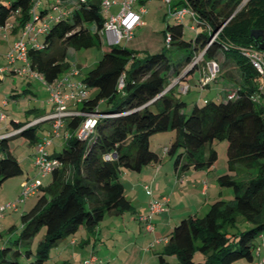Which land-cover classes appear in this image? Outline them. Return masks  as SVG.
Here are the masks:
<instances>
[{
  "label": "trees",
  "instance_id": "16d2710c",
  "mask_svg": "<svg viewBox=\"0 0 264 264\" xmlns=\"http://www.w3.org/2000/svg\"><path fill=\"white\" fill-rule=\"evenodd\" d=\"M54 6L60 14L53 16L48 31L40 37L41 48L30 47L27 53L31 70L46 84L54 83L71 68L68 48L88 50L104 44L99 36L104 25L100 0H45L34 12L41 20L51 14ZM179 6H188L194 12L197 34L188 45L182 24L166 27L165 33L172 37L169 48L188 51L177 64L171 62L165 50L135 53L105 44L102 57L82 79L94 95L79 105L80 111L110 117L97 119L86 139L75 135L83 117L65 121V131L71 137L60 153L49 154L58 165L45 176L48 181L38 186L34 206L21 216L17 245L26 244L45 228L36 253L24 252L26 264H44L49 249L74 236L80 228L91 229L106 215L116 217L131 211L133 206L119 175L123 170L138 173L147 165L159 163V155L150 149V139L168 131H174L175 138L166 153L174 158L173 168L178 175L211 171L217 160L211 144L227 142L226 162L233 175L220 176L218 184L231 188L234 198L227 202L217 197L207 205L204 216L182 219L166 236L168 242L158 255L160 263L166 264L165 256H174V264H196L192 256L196 251L204 257L199 264L254 261L258 237L264 234V111L251 101L257 90V73L237 48L253 46L249 37L252 30L264 31V0H181L172 5ZM31 9V0L0 6V27L11 22V34H19L25 24L35 22ZM214 36L215 41L208 46ZM200 53L201 65L215 61L219 67L217 78H228L232 82L228 92L234 91L236 96L228 99L226 94L202 106L195 105L187 115L186 103L175 93L190 74L200 69L201 65L189 67ZM121 78L124 85L118 89ZM175 79L176 84L169 87ZM45 116L13 122L12 131L19 132L0 136V185L23 173L8 140L21 136L36 144L41 125L50 120L30 123ZM240 168L255 172L240 180ZM20 254L7 246L1 248L0 264H22L17 258Z\"/></svg>",
  "mask_w": 264,
  "mask_h": 264
},
{
  "label": "rangeland",
  "instance_id": "374dc122",
  "mask_svg": "<svg viewBox=\"0 0 264 264\" xmlns=\"http://www.w3.org/2000/svg\"><path fill=\"white\" fill-rule=\"evenodd\" d=\"M15 0H0V6H8ZM52 0H49L51 2ZM181 0H173L172 5L180 3ZM45 2V0H43ZM76 3V0H71ZM140 5L137 4L138 8ZM181 7V6H179ZM178 7V8H179ZM118 6L112 7L111 12L116 13ZM146 13L142 16V25L133 32V37L129 42L123 41L119 48L126 49L127 51L135 53H149L154 54L165 50L168 57L171 58V62L177 64L178 58L186 56L188 51L179 50L174 46L169 48V45L165 43V31L167 25L170 28L176 24V21L169 15L168 7L165 3L159 0H147L144 5ZM51 14H47L43 19H47L48 16H58L59 10L51 11ZM67 18L70 20L71 15L68 13ZM183 24V39L190 45L194 41L196 21L191 19L189 15L182 20ZM40 25V23H38ZM94 30V28H92ZM172 30V29H171ZM11 37V35H10ZM1 39V38H0ZM41 41V38H40ZM0 68L6 67L3 55H5L8 47H6L7 41L0 40ZM102 42V41H101ZM6 48V49H5ZM103 48H107L105 44L99 46L94 45L91 48L74 50L67 49L69 62L79 63L82 68L81 76L90 71L103 55ZM20 64H17L19 67ZM200 71L195 70L189 75V80L183 84H187L190 90L186 94L175 93V96L181 101L186 103L185 113L189 115L195 105L202 106L209 101L217 100L224 97L227 94L228 86L232 85V82L228 78L218 77L216 81L212 82L209 87L201 88L199 84ZM93 91V89H88ZM94 93L89 94L93 97ZM39 110L41 112H53L52 104L48 102V88L39 78H35L26 75L4 73L0 76V111L6 116V120L0 122V128L4 126L6 130L0 132V136L5 133L7 136L12 134L13 122H25L30 119L29 114L31 110ZM13 118V121H12ZM4 131V132H3ZM2 133V134H1ZM38 137L43 140V132H37ZM43 138V139H42ZM175 138L174 131H168L165 133L155 134L150 139V149L156 152L160 157L158 165L162 168L158 176L153 174H146L144 167L141 172H131L123 170L119 175L120 182L124 185L125 196L132 203L134 211H127L122 216H105L104 219L98 223L94 228L86 229L80 228L74 236H70L62 242L58 243V246H53L48 251V260L44 264H63L64 260L71 257V249L77 250L76 255L71 259L72 264H80V260L90 256H95L96 259L102 260V263L107 264H161L156 252H162L164 249V240L173 228L184 218L189 217L191 214L196 213L197 202H204L207 198L200 195L201 184L205 182L209 185V194L217 198L223 199L227 202H231L234 198L233 190L231 188L220 187L218 184V178L222 175H233L228 169L227 165V142L226 141H214L211 144V148L217 154V160L214 163L211 171H189L181 175L183 181L198 180L196 189L192 186H182L181 182L175 177V171L173 168L174 158H171L164 152V148L168 147ZM9 149L13 157L20 163L23 173L21 176L9 178L0 185V206H6L9 203L15 202L22 189V185L28 179H38L40 183H46L48 177L39 174L38 169L34 166V148L35 145L21 136L13 137L8 140ZM64 144L63 138L53 140V143L46 148L49 154L54 151L60 153L63 149L61 145ZM143 171V172H142ZM238 171V178L240 180H246L253 176L254 170L240 168ZM200 172V174H198ZM124 174V175H123ZM151 174V175H150ZM145 175V176H144ZM147 175V176H146ZM184 175V176H183ZM237 178V179H238ZM138 184V186H137ZM158 186V187H157ZM173 191V205L171 211L173 213V219L169 228L164 229L161 222V218L157 215L152 219V224L157 230L155 234L147 233L144 228V224L141 223L138 218L140 216L148 215L144 213L145 207L143 206L145 193L152 197V200L160 199L163 196L169 197ZM221 195H218L220 194ZM197 194V195H196ZM193 195V197H192ZM148 196V198H149ZM154 197V198H153ZM191 197V198H190ZM209 198H212L210 196ZM37 200L36 196H30L20 204L17 211L7 210L3 214V220L0 221V249L6 246L13 251H20L21 254L17 257L18 261L22 264H26L27 258L24 252L30 250L33 254L36 253L39 244L44 238L45 228H40L38 232L32 237L31 240L17 245L18 233L21 228V216L31 210ZM207 201L208 203H211ZM179 204L174 208L175 204ZM150 202V201H149ZM149 206V205H148ZM205 209L200 211L198 216L202 217L207 211ZM184 211V213H183ZM197 214V213H196ZM160 215V214H159ZM154 220L157 222H154ZM13 227V231L9 232V229ZM71 238L78 240H89L87 243V249L81 250L79 246L70 244ZM156 239L163 244L162 246L156 245ZM85 243V244H86ZM152 244L151 248H148ZM68 246L69 253H63L59 255L63 249ZM74 247V248H73ZM77 247V248H76ZM148 249L152 251L148 253ZM193 256V262L199 264L203 261V255L196 251ZM84 258V259H83ZM167 259L166 264H174V256H165ZM239 264H251L245 261H241Z\"/></svg>",
  "mask_w": 264,
  "mask_h": 264
},
{
  "label": "built area",
  "instance_id": "2783aa9c",
  "mask_svg": "<svg viewBox=\"0 0 264 264\" xmlns=\"http://www.w3.org/2000/svg\"><path fill=\"white\" fill-rule=\"evenodd\" d=\"M43 0H31V17L35 22H28L24 25L17 38H15L5 55H3L4 61L6 62V67L0 68V76L6 72H12L18 75L29 74L32 77L39 78L41 81L44 80L33 72L29 65L28 60V50L30 47L40 49V41L38 37L44 35L50 25V21L53 16H48L47 19H38V15L35 9L41 5ZM54 2H59V0H52ZM79 3H85L87 0H76ZM137 0H100L101 14L104 18L103 28L99 32L101 41L108 46H118L123 41L128 42L132 39L134 30L141 24L142 14L145 12L144 8H136ZM162 3H165L168 7L169 15L178 23H182L184 17L189 15L191 19H195L194 12L188 6L182 7H172L173 0H159ZM114 6H118V11L112 13L111 9ZM53 11L57 8L54 6ZM40 23V25H38ZM14 25L11 22L5 23V25L0 27V38L3 40H8L9 36L13 31ZM165 42L167 45L171 44V34H165ZM217 36V35H216ZM214 36L208 43L210 46L216 39ZM240 54L250 63L252 68L257 73V90L251 96V101L255 105L259 106L262 111H264V51H261L254 46L248 47H238L237 48ZM202 56L200 53L195 56L190 63L189 67L193 65L202 64ZM17 64H20L19 67ZM199 76L198 86L201 88L209 87V85L214 82L217 78L219 67L215 61H210L204 65H201ZM80 72L77 66L73 65L69 69L67 75L62 78H58L52 84H44L48 88V102L52 104L53 112L48 114L42 119L35 120L31 125L39 122L41 120H50V131L47 134V137L43 140H39L35 144L34 152V166L38 169V172L42 176H46L51 173L54 167H57L58 163L56 160L49 157V153L46 148L53 143V140L58 138H63L64 142L69 140L71 137L70 133L65 131L66 122L69 118L74 117H83V122L76 131V136L79 139H86L89 134H91L94 129L97 119L105 118L110 116H101L97 112H82L76 108H70V104L75 106L80 105L88 97V88L82 80H74L75 77L79 76ZM178 79H175L171 82L169 87L176 84ZM123 78L119 79L118 89L123 88ZM177 92L179 94H186L190 90V87L187 84H180L177 87ZM236 93L230 91L227 93L228 99H234ZM6 120V116L0 111V122ZM19 131H13L14 135ZM8 135V136H10ZM5 136H7L5 134ZM7 136V137H8ZM40 181L38 179H33L29 183H24L22 185L21 193L18 199L9 203L6 206H0V219L3 217V214L7 211H17L20 204L24 202L30 196L35 195L37 192ZM169 197L163 196L160 199L152 200L148 206V215L140 217V222L144 224L145 232L152 233L154 231V226L152 224V219L154 216L162 214L167 211L169 206ZM258 245L254 250V256H257L258 259L254 264H264V259L259 258L260 249L264 247V234H261L258 237ZM161 241V240H160ZM156 241V242H160ZM168 242L167 238L164 239V243ZM83 264H97V259L95 256H90L85 259Z\"/></svg>",
  "mask_w": 264,
  "mask_h": 264
},
{
  "label": "crops",
  "instance_id": "0c3cea01",
  "mask_svg": "<svg viewBox=\"0 0 264 264\" xmlns=\"http://www.w3.org/2000/svg\"><path fill=\"white\" fill-rule=\"evenodd\" d=\"M115 1H119V0H115ZM147 3V0H137L136 1V4H135V6L137 7V4H139L140 6L138 7V8H143L144 7V5ZM145 9V8H144ZM146 13V10H145V12L142 14V16L144 15ZM176 24H182V23H178V22H176ZM141 25H142V17H141V24L138 26V27H141ZM183 25V24H182ZM168 26V25H167ZM137 27V28H138ZM136 28V29H137ZM135 29V30H136ZM166 33H169V32H166ZM165 33V34H166ZM164 34V35H165ZM17 36H18V34H16V35H14V34H11V37L9 36V38H8V40H6L7 41V43L8 44H6V47H8L9 48V46H10V44H11V42L15 39V38H17ZM38 39H39V41H40V37H38ZM1 41L3 40V39H0ZM4 41V40H3ZM129 42V41H128ZM0 43H2V42H0ZM166 43V42H165ZM6 49V48H5ZM8 50V49H7ZM73 65H75V66H77L78 67V69H79V72H80V74H79V76H77V77H75V79L74 80H82L83 78H84V76H81V74H82V68H81V66H79L80 64L79 63H74V62H72L71 63V66H73ZM10 74H12V72H9ZM68 73V72H67ZM67 73H65V74H63V75H61L59 78H62L63 76H65V75H67ZM189 80V79H188ZM211 85V84H210ZM209 85V86H210ZM229 86H228V88L226 89L227 91H229ZM91 92H94V91H89L88 92V97H89V94L91 93ZM70 108H76L77 110H80V106L78 105H74V104H70ZM49 114V112L47 113V112H41V111H39V110H32V112L29 114V116L28 117H40V116H44V115H48ZM13 119V118H12ZM50 122H45L44 124H42L41 125V130L39 131V132H43V138L45 139L46 137H47V134H48V132L50 131ZM2 130H6V132H10V131H7V129L4 127V126H2L1 128H0V132L2 131ZM4 132V131H3ZM5 132V133H6ZM5 133H3V134H5ZM2 134V133H1ZM42 138V139H43ZM39 140H41L40 138H39ZM35 145V144H34ZM63 145H61V147H62ZM166 148L167 147H165L164 148V152H165V150H166ZM34 150H35V148H34ZM36 151V150H35ZM145 169V171L144 172H146V174H148V173H151V174H153V176H158V174L161 172V170H162V168L160 167V165H158V163H156V164H151V165H147L146 166V168H144ZM143 172V171H142ZM150 174V175H151ZM198 174H200V172H198ZM124 175V174H123ZM145 176V175H144ZM147 176V175H146ZM184 176V175H183ZM175 177L181 182V185L182 186H192L194 189H196V187H197V184L199 183L198 182V180H192V181H183L182 180V177H181V175H178L177 173L175 174ZM206 180H204V183L203 184H201V189H200V195L201 196H204L205 198H207L206 200H204V202H202V203H200V202H197V208H196V213L195 214H193V215H197L198 216V214L200 213V211H202L203 209H205V207L209 204L207 201H210V199H212L211 201H213V200H215L216 199V197L214 196V194L213 195H211V194H209V184L208 183H206L205 182ZM137 186H138V184H137ZM158 187V186H157ZM174 193H173V191H172V193H171V195H169V200H170V202H169V206H168V208H167V211L166 212H164V213H162V214H160V215H158L161 219V222H162V224H163V228L164 229H167V228H169V226H170V224H171V221H172V219H173V213H172V209H171V207L170 206H172L173 205V195ZM197 195V194H196ZM218 195H221V192H220V194H218ZM145 197H144V201L145 202H143V206L145 207V209H144V213L145 214H147V211H148V205H149V201H151V199H152V197H150L149 195H147L146 193H145V195H144ZM148 196H149V198H148ZM210 196H212V198H209ZM192 197H193V195H192ZM154 198V197H153ZM191 198V197H190ZM132 204V203H131ZM179 204L177 203V201H176V204H175V206H174V208L175 207H177ZM132 211H134V213H135V210L134 209H132ZM183 213H184V211H183ZM157 216V215H156ZM190 216H192V214L190 215ZM140 217H142V216H140ZM140 217L138 218V220L140 219ZM1 220H3V218H1L0 219V221ZM140 221V220H139ZM154 222H157V220L155 221L154 220ZM144 229V228H143ZM0 230H1V228H0ZM156 230H157V226H155V228H154V231L152 232V234H155V232H156ZM167 236V235H166ZM166 236H164V237H166ZM159 240V239H158ZM157 239H156V241H158ZM164 240V239H163ZM89 240H76L75 238H71V240H70V244L71 245H74V246H79L80 248H81V250L80 249H78V251H85V249H87V243L86 242H88ZM62 242V241H61ZM258 242H259V240H257V245H258ZM86 243V244H85ZM156 243V245L157 246H162L163 244H161V243H157V242H155ZM60 244V243H59ZM166 243H164V245H165ZM163 245V246H164ZM58 246V245H57ZM151 246H152V244H150V246L148 247V248H151ZM66 248L65 249H63V251L59 254V255H63V253H69V250H68V246H65ZM74 248V247H73ZM77 248V247H76ZM152 251L151 249H148V253H150V252ZM73 252V253H72ZM76 252H77V250L75 249V251H73L72 249H71V252H70V255H71V253H72V255H71V257H68V259L67 260H64L63 261V264H72V262H71V259H73L72 257H74L75 255H76ZM156 254H160V252H156ZM259 258L260 259H264V247H262V249H260V253H259ZM84 259V258H83ZM258 259V257L257 256H254V261L251 263V264H254V262L256 261ZM100 260V259H99ZM98 259H97V264H107L108 262H104V263H102V260L101 261H99ZM80 264H83V260H80V262H79Z\"/></svg>",
  "mask_w": 264,
  "mask_h": 264
},
{
  "label": "water",
  "instance_id": "95a60500",
  "mask_svg": "<svg viewBox=\"0 0 264 264\" xmlns=\"http://www.w3.org/2000/svg\"><path fill=\"white\" fill-rule=\"evenodd\" d=\"M249 37L255 48L264 51V31L252 30Z\"/></svg>",
  "mask_w": 264,
  "mask_h": 264
}]
</instances>
